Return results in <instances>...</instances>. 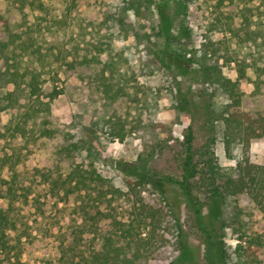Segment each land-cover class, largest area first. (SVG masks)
Masks as SVG:
<instances>
[{
  "label": "rangeland",
  "instance_id": "374dc122",
  "mask_svg": "<svg viewBox=\"0 0 264 264\" xmlns=\"http://www.w3.org/2000/svg\"><path fill=\"white\" fill-rule=\"evenodd\" d=\"M45 1L61 7L62 13L56 10V15H67V25H54L38 34L45 48L53 46L58 53L79 43L81 49L74 69L55 65L58 84L65 91L53 100L51 113L28 125L29 129L35 128L36 134L44 120L56 129L53 137L39 139L38 146L46 157L38 155L28 168L7 157L15 152L9 128L21 121L28 104L26 94L17 105L1 113V131L5 134L0 135V191L8 198H0V205L13 219L9 234L20 242L23 259L35 264L44 258H58V238L66 237L72 245L80 244L87 250L100 242L87 231L90 218L86 212L94 214L97 210L92 199L97 189L91 196L85 190L70 195V204L62 191L56 193L47 205L49 209L43 211L52 186L49 183L58 175L56 164L48 156L68 146L76 164L96 169L108 180L100 184L106 192L110 184L121 190L116 194L108 191L102 209L124 218L136 198L130 193L131 184L145 177L148 184L137 190L149 202L180 219L184 247L180 249L174 235L166 232L169 241L152 252L148 264H211L210 255L215 264L219 263L220 252L213 238L203 234L199 225H207L212 234H217L225 209L221 199H212L203 214L196 217L187 206L183 190L155 175L175 171L174 154L181 148L180 137L188 126L194 129L196 146L211 134L212 101L203 95L205 77L195 63L180 58L174 50L186 43L192 49L206 47L212 54L216 51L215 59L224 73L240 83L243 107L264 113V0H227L223 10L234 16L229 21L233 31L209 30L218 14L217 0ZM10 5V0H0V12L6 13L13 29L23 30V14L8 11ZM29 18L33 20L32 15ZM98 31L112 44V51L100 56L101 66L107 68L102 81L113 87L109 92L96 79L94 69L78 64L86 47L97 41ZM26 61L32 64L33 59ZM240 68L245 69L244 77L240 76ZM121 86L122 93L113 97ZM13 87L0 88V95ZM122 123L126 137L119 140L111 131ZM215 152L223 166H235L243 156L240 145L229 156L221 137ZM248 155L252 162L264 164V137L251 140ZM60 160L68 162L67 152ZM32 166L42 168V172L37 173ZM4 180H14L12 194H8L9 185ZM243 202L244 229L248 236H260L264 241V218L254 213L252 203L245 198ZM226 234L228 245L234 248L237 241L232 229L227 228ZM257 255L264 264V245L257 248Z\"/></svg>",
  "mask_w": 264,
  "mask_h": 264
},
{
  "label": "trees",
  "instance_id": "16d2710c",
  "mask_svg": "<svg viewBox=\"0 0 264 264\" xmlns=\"http://www.w3.org/2000/svg\"><path fill=\"white\" fill-rule=\"evenodd\" d=\"M8 11L17 10L23 14V30L13 29L5 12H0V88L13 85L4 94L0 95V135L1 113L17 105L23 94L28 97V104L21 116V121L9 128L10 140L13 142L15 164L24 163L31 166L38 155H45L39 148V139L53 137L56 129L49 127L48 120H44L38 134L35 128H28L31 122L52 111V102L65 88L59 86V72L55 65L74 69L81 45L66 46L55 52L54 47H46L40 41L38 34L50 30L54 25H67V15H56L54 11L61 7L49 4L45 0H10ZM126 1V0H123ZM227 0H217L215 7L218 12L209 30L233 31L230 20L234 16L231 12H224ZM233 1V0H230ZM33 16L31 21L29 16ZM44 22L46 24H44ZM96 37L97 41L86 47L78 61L80 65L94 69L96 79L107 86L106 92L112 86L103 82L107 73L106 66L100 56L112 51V44L104 35ZM175 53L182 59L195 63L202 71L206 86L203 95L210 98L211 119L209 128L211 134L200 146H196V135L192 126H188L180 137V147L174 154L176 169L171 173L158 172L169 182L177 184L184 192L189 210L196 217H200L214 198H220L225 209L220 217L217 234L211 233L207 225H199L200 231L207 237L213 238L214 247L220 252V262L217 264H261L257 255V248L264 245L260 236H248L244 229L243 216L245 203H252L257 215L264 218V164L250 160L248 151L251 140L264 137V113L251 111L243 107L242 95L238 80L228 77L221 65L215 59L216 51L212 53L206 47L199 49L189 48L181 43ZM190 54V56H189ZM73 56L74 59L69 60ZM32 58V64L27 63ZM112 60V59H111ZM36 64V65H35ZM110 64V62L108 63ZM240 76L244 77L245 69H239ZM124 88L121 86L113 94L117 97ZM222 98V101H218ZM110 122L112 120H109ZM108 121V122H109ZM107 122V123H108ZM109 122V123H110ZM90 130V128H87ZM37 131V130H36ZM111 135L119 140L126 137V128L122 123L115 126ZM221 137L225 150L229 156L236 145L242 147L243 156L235 166H223L215 152V144ZM67 152L68 162L60 160L62 153ZM46 157V155H45ZM50 162L56 164L57 177L49 183V198L45 200V208L49 209L50 200L56 193L63 192L64 200L72 203L70 195L86 191L91 196L92 190L97 189L93 197L96 212L89 215L90 224L87 231L97 236L100 242H94L92 249L72 245L68 238L60 240V256L58 258H44L35 264H148V257L158 247L166 243V232H171L179 248L184 247L183 228L180 219L149 202L142 192L137 190L140 185H147L145 177H139L131 184L130 193L136 196L129 205L124 218H119L112 211L101 208L106 193H120V189L110 184L106 192L102 183L108 180L96 169L89 170L76 164L71 155V149L66 146L48 156ZM37 173L42 168L32 166ZM4 177V176H3ZM5 179V178H3ZM8 186V194L13 192L14 180H4ZM8 198L0 191V198ZM99 201V203H97ZM109 206L112 205L111 199ZM172 216V217H170ZM110 219L107 224L106 221ZM14 226L9 210L0 205V264H33L23 259V248L19 241L11 238L9 230ZM231 228L233 237L237 241L234 248L226 241V229ZM210 263L215 264L209 257Z\"/></svg>",
  "mask_w": 264,
  "mask_h": 264
}]
</instances>
